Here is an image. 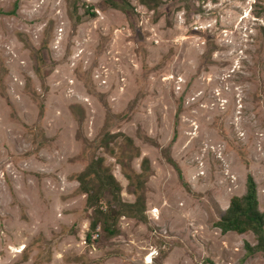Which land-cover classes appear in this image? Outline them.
Wrapping results in <instances>:
<instances>
[{
    "label": "rangeland",
    "instance_id": "374dc122",
    "mask_svg": "<svg viewBox=\"0 0 264 264\" xmlns=\"http://www.w3.org/2000/svg\"><path fill=\"white\" fill-rule=\"evenodd\" d=\"M247 176L264 0H0V264H264Z\"/></svg>",
    "mask_w": 264,
    "mask_h": 264
},
{
    "label": "trees",
    "instance_id": "16d2710c",
    "mask_svg": "<svg viewBox=\"0 0 264 264\" xmlns=\"http://www.w3.org/2000/svg\"><path fill=\"white\" fill-rule=\"evenodd\" d=\"M245 187V193L231 196L227 208L215 221L214 226L219 229L220 233L250 231L256 244L250 246L248 243H244L245 249L249 253L259 251L264 254V220L262 213L257 210L255 186L250 176L246 177ZM90 226L92 228L93 224ZM103 228L107 227L103 226ZM85 238L88 240L89 236L86 235Z\"/></svg>",
    "mask_w": 264,
    "mask_h": 264
},
{
    "label": "bare ground",
    "instance_id": "6f19581e",
    "mask_svg": "<svg viewBox=\"0 0 264 264\" xmlns=\"http://www.w3.org/2000/svg\"><path fill=\"white\" fill-rule=\"evenodd\" d=\"M150 258H151V256H147V258L145 259L144 263H151V259Z\"/></svg>",
    "mask_w": 264,
    "mask_h": 264
},
{
    "label": "built area",
    "instance_id": "2783aa9c",
    "mask_svg": "<svg viewBox=\"0 0 264 264\" xmlns=\"http://www.w3.org/2000/svg\"><path fill=\"white\" fill-rule=\"evenodd\" d=\"M96 237V234H91V239H94Z\"/></svg>",
    "mask_w": 264,
    "mask_h": 264
}]
</instances>
